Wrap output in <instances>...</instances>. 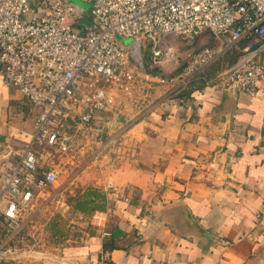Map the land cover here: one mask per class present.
<instances>
[{"label": "crops", "instance_id": "obj_1", "mask_svg": "<svg viewBox=\"0 0 264 264\" xmlns=\"http://www.w3.org/2000/svg\"><path fill=\"white\" fill-rule=\"evenodd\" d=\"M209 82L179 97L152 74L149 83L136 85L141 91L133 99L116 92L115 105L98 113L91 126L80 125L100 135L97 170L94 161L84 177L97 179L105 209L76 214L87 220L72 219L80 240L60 239L63 259L264 264V83L251 96L216 77ZM37 115L15 87L2 83L0 73V145L19 150ZM119 115L133 117L122 141L128 153L110 155L108 144L119 146L126 135ZM114 130L110 141L106 135ZM14 160L0 149V178Z\"/></svg>", "mask_w": 264, "mask_h": 264}, {"label": "built area", "instance_id": "obj_2", "mask_svg": "<svg viewBox=\"0 0 264 264\" xmlns=\"http://www.w3.org/2000/svg\"><path fill=\"white\" fill-rule=\"evenodd\" d=\"M79 1L91 8L71 0H0L2 83L38 110L19 150L0 145L15 155L0 178V262L13 256L11 244L29 222L36 196L57 182L46 155L67 151L69 124H94L115 105L114 93L133 99L154 68L171 94L197 79L207 85L210 66L230 50L239 57L217 79L251 96L264 83V0ZM82 18L91 29L78 25ZM203 31L214 46L189 49L182 58L176 41L191 44ZM125 39L132 40L127 47Z\"/></svg>", "mask_w": 264, "mask_h": 264}, {"label": "rangeland", "instance_id": "obj_3", "mask_svg": "<svg viewBox=\"0 0 264 264\" xmlns=\"http://www.w3.org/2000/svg\"><path fill=\"white\" fill-rule=\"evenodd\" d=\"M71 1L85 9L91 8L90 3L79 0ZM122 41L126 47L132 42L131 39ZM185 42L184 40L176 41L177 51L182 54V58L189 49L214 46L215 40L208 31H203L191 44H185ZM238 57L237 51L230 50L223 54L210 66L209 79L215 77L217 79L218 75L234 63ZM159 73L158 68H154L151 72V74L156 75ZM225 85L228 86L226 83ZM119 117L125 118L123 119L124 127L121 125L123 131H120L122 135H126L125 137L121 136L120 141L122 144H119V146L108 144L106 151L110 155L117 154L119 150L122 153H128V146L124 147L122 141L130 131L131 126L129 124L133 121V117L130 118V116L125 115H119ZM119 117L117 120H119ZM116 132L117 130L110 131L106 137L110 138L111 141L115 138ZM66 135L71 140L68 150L50 156L46 155L45 157V161L54 165L58 172L57 182L52 188L36 196L33 208L30 210L29 222L11 244L13 256L7 261L0 262V264H71L68 260L63 259L62 253L59 251L61 244H63L60 239L67 235L77 239L78 234H80L78 230L72 228L78 227L77 224L71 223V221L72 219L75 220V216L79 212L75 209V205L87 193L97 191V179L91 176L84 177V173L87 166L92 165L94 161L95 166H93V169L96 167L94 171L97 170L96 157L101 149L97 143L100 137L97 129L88 131L78 123L72 122L71 127L66 130ZM97 194L96 198L98 199L101 194L99 192ZM99 205L101 206V204Z\"/></svg>", "mask_w": 264, "mask_h": 264}, {"label": "trees", "instance_id": "obj_4", "mask_svg": "<svg viewBox=\"0 0 264 264\" xmlns=\"http://www.w3.org/2000/svg\"><path fill=\"white\" fill-rule=\"evenodd\" d=\"M233 51H236V50H233ZM238 56H239V53H238ZM204 86H206V82L201 79H197L186 90H184L182 93L178 94L177 96L179 97L184 96L187 93H191L194 88H201ZM97 195H98L97 191H93V192L91 191L90 193H87L86 195H84V198L80 202H78L77 205H75V209H77L79 212H82V213H91L96 210L104 211L105 197L103 195H99L97 199L96 198ZM94 200L97 202H95ZM99 204H101V206ZM107 245L105 244V248H108ZM109 247H112V246H109Z\"/></svg>", "mask_w": 264, "mask_h": 264}, {"label": "water", "instance_id": "obj_5", "mask_svg": "<svg viewBox=\"0 0 264 264\" xmlns=\"http://www.w3.org/2000/svg\"><path fill=\"white\" fill-rule=\"evenodd\" d=\"M78 25L82 26L84 29H91L92 28V24L87 18L80 19L78 22ZM196 31L199 32L200 28H197ZM231 88L234 89L232 86H231Z\"/></svg>", "mask_w": 264, "mask_h": 264}]
</instances>
